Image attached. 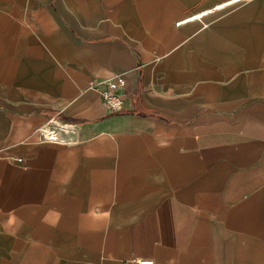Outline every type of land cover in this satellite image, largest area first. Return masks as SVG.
I'll list each match as a JSON object with an SVG mask.
<instances>
[{
    "label": "crops",
    "instance_id": "1",
    "mask_svg": "<svg viewBox=\"0 0 264 264\" xmlns=\"http://www.w3.org/2000/svg\"><path fill=\"white\" fill-rule=\"evenodd\" d=\"M228 1L0 0V264H264V0Z\"/></svg>",
    "mask_w": 264,
    "mask_h": 264
},
{
    "label": "built area",
    "instance_id": "2",
    "mask_svg": "<svg viewBox=\"0 0 264 264\" xmlns=\"http://www.w3.org/2000/svg\"><path fill=\"white\" fill-rule=\"evenodd\" d=\"M254 0H231L228 2H225L224 6H230L234 4L239 3H248ZM213 9H209L200 13H197L195 15L186 17L182 21H180L177 24L180 23H187L193 20H202L205 15L212 12ZM127 85V78L125 74L117 75L115 78L101 81V82H92L90 84V88L92 91L97 93L105 107L108 111L111 113H118L122 111L125 108L126 105V98L123 94L122 90ZM40 135L41 137L50 143H61L62 139L60 136V129L54 126L51 122L45 124L40 129ZM130 264H155L153 259L146 258L142 255H134L131 260Z\"/></svg>",
    "mask_w": 264,
    "mask_h": 264
},
{
    "label": "rangeland",
    "instance_id": "3",
    "mask_svg": "<svg viewBox=\"0 0 264 264\" xmlns=\"http://www.w3.org/2000/svg\"><path fill=\"white\" fill-rule=\"evenodd\" d=\"M28 20L26 19V22H27ZM9 236V233L8 232H1L0 231V242H1V240L4 238V237H8Z\"/></svg>",
    "mask_w": 264,
    "mask_h": 264
}]
</instances>
